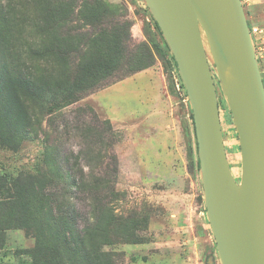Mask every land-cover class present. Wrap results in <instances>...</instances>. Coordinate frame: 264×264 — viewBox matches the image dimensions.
<instances>
[{"label": "trees", "instance_id": "1", "mask_svg": "<svg viewBox=\"0 0 264 264\" xmlns=\"http://www.w3.org/2000/svg\"><path fill=\"white\" fill-rule=\"evenodd\" d=\"M15 10L34 11L26 16ZM130 26L125 11L104 0H0V145L16 150L32 133L42 108L69 105L152 66L151 47L134 42ZM23 41L28 44L21 50L18 43ZM178 80L184 90L179 75ZM189 117L193 125L190 108ZM104 122V130H92L99 146L71 157L46 146V170L20 173L12 182L0 176V248L6 230L22 229L33 244L14 253L27 255L29 264H116L104 246L139 242L134 234L137 222L115 212L116 167L100 175L80 165L81 160L106 161L101 145L109 146L105 139L112 130ZM194 144L196 151L195 134ZM110 158L106 165L116 160ZM78 193L88 205L82 223L74 200Z\"/></svg>", "mask_w": 264, "mask_h": 264}, {"label": "rangeland", "instance_id": "2", "mask_svg": "<svg viewBox=\"0 0 264 264\" xmlns=\"http://www.w3.org/2000/svg\"><path fill=\"white\" fill-rule=\"evenodd\" d=\"M104 1L125 11L132 39L151 47L154 64L69 105L42 108L32 133L16 150L0 145V176L12 182L20 173L46 170V146H56L70 157L88 151V146H99L92 130H104L107 120L112 134L105 139L109 146L101 145L106 161L86 164L81 160L80 165L85 172L100 175L116 167L115 212L125 221L137 222L134 234L139 242H121L103 249L114 254L116 264H220L205 216L189 104L163 38L142 0ZM241 1L250 26L257 27L251 38L264 83V0ZM15 11L32 16L34 10ZM9 13L14 16V10ZM18 44L23 50L28 42ZM211 69L226 157L238 180L237 136ZM112 155L115 163L106 165ZM74 200L82 223L88 212L86 198L78 193ZM32 244L33 238L24 230L14 229V251ZM0 264H29V257L7 253Z\"/></svg>", "mask_w": 264, "mask_h": 264}, {"label": "water", "instance_id": "3", "mask_svg": "<svg viewBox=\"0 0 264 264\" xmlns=\"http://www.w3.org/2000/svg\"><path fill=\"white\" fill-rule=\"evenodd\" d=\"M172 54L192 114L205 216L220 264H264V83L241 0H142ZM231 114V172L212 73Z\"/></svg>", "mask_w": 264, "mask_h": 264}, {"label": "crops", "instance_id": "4", "mask_svg": "<svg viewBox=\"0 0 264 264\" xmlns=\"http://www.w3.org/2000/svg\"><path fill=\"white\" fill-rule=\"evenodd\" d=\"M18 237H19V235H17V238ZM10 242L13 245H10ZM10 250H12L13 252H7ZM7 253H14V229H8L5 231V243H4V246L2 248H0V263L2 261V258Z\"/></svg>", "mask_w": 264, "mask_h": 264}, {"label": "built area", "instance_id": "5", "mask_svg": "<svg viewBox=\"0 0 264 264\" xmlns=\"http://www.w3.org/2000/svg\"><path fill=\"white\" fill-rule=\"evenodd\" d=\"M255 32H257V27H252L251 26L250 33L252 34V33H255Z\"/></svg>", "mask_w": 264, "mask_h": 264}, {"label": "bare ground", "instance_id": "6", "mask_svg": "<svg viewBox=\"0 0 264 264\" xmlns=\"http://www.w3.org/2000/svg\"><path fill=\"white\" fill-rule=\"evenodd\" d=\"M234 152V151H233Z\"/></svg>", "mask_w": 264, "mask_h": 264}]
</instances>
